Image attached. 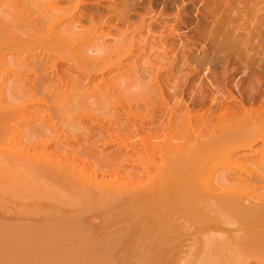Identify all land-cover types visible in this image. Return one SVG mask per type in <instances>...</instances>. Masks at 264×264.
I'll list each match as a JSON object with an SVG mask.
<instances>
[{"label": "bare ground", "instance_id": "1", "mask_svg": "<svg viewBox=\"0 0 264 264\" xmlns=\"http://www.w3.org/2000/svg\"><path fill=\"white\" fill-rule=\"evenodd\" d=\"M25 1L55 11H44L43 29L0 26V210L11 215L0 214V264H248L252 252L264 255V0H110L106 15L89 16L88 35L74 13L57 20L71 0ZM90 1L75 0L76 10ZM131 28L148 34L145 44L109 45ZM37 34L82 74L60 76L57 62L16 48ZM113 70L121 77L109 78ZM131 93L149 96L136 107L146 120L126 119ZM93 106L101 117L88 121ZM110 125L133 142L107 140ZM100 142L117 149L99 151ZM215 158L223 171L209 167Z\"/></svg>", "mask_w": 264, "mask_h": 264}, {"label": "rangeland", "instance_id": "2", "mask_svg": "<svg viewBox=\"0 0 264 264\" xmlns=\"http://www.w3.org/2000/svg\"><path fill=\"white\" fill-rule=\"evenodd\" d=\"M96 0H91L89 3H87V4H83V7H84V12H80V11H77L76 10V7H75V0H73V2H72V0L70 1V2H61L60 3V10L59 11H57V12H59V14L57 15V20L59 19V20H62V24L63 25H66V24H69L70 23V21L72 20V18L71 17H73V15H75L76 14V16L77 17H81V20H82V22H83V24L85 25L84 26V32H85V35H88L90 32H91V21H89L90 19H89V16H90V18H91V16H92V18L93 17H95V16H97V18H98V15H102V16H104V15H106L107 14V9L105 8L106 6H111V5H113L114 3L112 2L111 3V1L110 0H103L100 4H98V1H96ZM25 3H27V1H23V0H0V26L2 25V24H4V26H1V27H3V28H7L6 30H9V29H13V30H15L17 33H18V31L17 30H19L20 32H21V29L22 28H25V27H32V26H37V25H39L40 26V28L41 29H43V27H44V24L46 23V21L44 22V20H45V18L44 17H42L43 16V14H44V11L47 13V10H44V8H43V10H42V8L41 7H38L37 5V7L39 8V9H41V11H43V12H41L40 10H38L37 9V7L36 6H34V7H32L31 8V6L28 4V5H26ZM102 4V5H101ZM88 5V6H87ZM103 5H105V6H103ZM28 6H30V7H28ZM36 7V8H35ZM38 11H37V10ZM49 10V9H48ZM55 11V10H54ZM53 11V12H54ZM48 12H50V11H48ZM52 12V10H51V12L50 13H47L48 14V16L50 15V14H54ZM42 13V14H41ZM74 13V14H73ZM46 14V15H47ZM73 14V15H72ZM93 14V15H92ZM96 14V15H95ZM45 15V14H44ZM79 15V16H78ZM51 17L52 18H54V19H52V20H55L56 18L55 17H53V15H51ZM50 17V18H51ZM132 18V21L131 22H135L136 24H139L142 20L140 19V17L139 16H131ZM71 18V19H70ZM96 18V17H95ZM96 18V19H97ZM51 19L49 20L50 22L52 21ZM48 21V20H47ZM48 24V23H47ZM51 24V23H50ZM75 24H77V22H75ZM5 25H7V26H5ZM42 26V27H41ZM46 26H48V25H46ZM50 26V25H49ZM0 27V28H1ZM8 27H9V29H8ZM44 28H46V27H44ZM26 29V28H25ZM99 29V32H102V31H104L102 28H98ZM105 29V28H104ZM105 30H107V29H105ZM164 30V28H162V27H156L155 28V30H154V32H151V34L152 35H154V36H158V35H160V34H162V31ZM43 30H41V32H42ZM133 31V28H131L130 29V31L126 34V35H123L122 33H120V32H117V31H114L113 32V35H114V37H112V39H110V40H108L109 41V45H120V46H123V47H129V46H131V45H133V46H135V47H138L139 45H143V44H145V39L146 38H148V34H146V33H133L132 32ZM165 32L167 33V34H169V33H171V30L170 29H166L165 30ZM181 32L183 33V32H188V30H186V29H182L181 30ZM40 34H42V33H40ZM40 34L38 35H33L32 37H27V38H23V40H21L19 43H18V45H17V49H19L23 54H25V56H28L29 57V60L30 61H33V60H36V61H43V62H46V61H48V60H52V61H55V62H57L60 66H59V68H58V73L57 74H59L60 76L61 75H63L66 71V69H70V68H72V69H70V70H72L71 72L73 73V74H75V75H81L82 73H81V71L79 72V70H78V68H75V67H78L79 65L78 64H76L77 62L76 61H73L72 62V60L71 61H69V54H67V53H65L64 51H62V50H59V48L56 46V45H54V44H52V43H49V42H45V40H42V39H44V38H42L41 36H40ZM39 37H41L40 39H39ZM117 38V39H116ZM185 44V43H184ZM7 46V48H10V47H12V45H10V44H8V45H6ZM195 49H201V46L200 45H198ZM72 55V54H71ZM72 57V59H73V57L75 58V56H74V53H73V55L71 56ZM76 60V59H75ZM78 60V59H77ZM76 62V63H75ZM128 62V61H127ZM70 63V64H69ZM31 65L33 64V62L32 63H30ZM69 65V66H68ZM73 65V67H71ZM33 66V65H32ZM32 66H30V68H34V67H32ZM69 67V68H68ZM78 71H77V70ZM102 69H107V68H102ZM27 70V69H26ZM74 70H75V72H74ZM28 71V70H27ZM29 73L31 72L30 70L28 71ZM77 72V73H76ZM120 71L119 70H113L110 74H109V78L111 77V76H113V77H115L116 79L117 78H119V77H121V74L120 73H122V70H121V72L119 73ZM25 73H27L26 71H25ZM117 74H119L118 76H117ZM115 75V76H114ZM203 75V74H202ZM117 76V77H116ZM239 76H241V75H239ZM202 77V76H201ZM176 83V81L175 80H173L172 81V84H175ZM229 93V92H228ZM225 94H227V92L225 93ZM130 96V98L129 97H127L126 99L124 98V100L123 101H125V105L126 106H128L129 108L131 107V113L133 112L134 114L132 115V116H130V118L127 116V120L128 119H130V122L131 123H134V122H140L141 120V117L143 118V119H145L144 117H148L147 115L146 116H144V115H142L143 113L142 112H144L143 111V109L141 108V110H142V112H140V110H138V109H136V107H137V105H139V106H141L140 104H139V102H141V100H142V102L144 103V101H145V103H148L147 104V106H144V107H148V105L151 103V101L149 100V96L148 95H146V96H142L141 94H136V95H134L133 93H131V94H129ZM228 95V94H227ZM226 95V96H227ZM228 96H230V95H228ZM143 99H145L144 101H143ZM185 100H189V94L188 95H186V98H185ZM122 101V100H121ZM141 102V104H143ZM144 103V104H145ZM131 105V106H130ZM151 105V104H150ZM142 106V107H143ZM132 108H133V110H132ZM150 108V107H149ZM96 108H95V106H93L92 108H91V110L90 111H88L87 113H86V119H88V121H89V119H90V121L91 120H96V118L98 117H101V115L99 116L98 114L100 113V110L98 111H96L95 110ZM119 109V108H118ZM95 110V111H94ZM120 110V109H119ZM122 111V110H121ZM96 112H98L97 114H96ZM102 112V111H101ZM129 114V113H128ZM144 114H146V112L144 113ZM96 115H97V117H96ZM131 115V114H130ZM125 116V117H126ZM144 116V117H143ZM109 117V116H108ZM107 117V118H108ZM111 117V116H110ZM109 117V118H110ZM84 118V119H85ZM92 118V119H91ZM97 118V119H98ZM102 118H103V116H102ZM103 119V121L105 120V123H106V121L107 120H110L109 118L108 119ZM149 118V117H148ZM147 118V119H148ZM85 119V120H86ZM101 120V119H100ZM146 120V119H145ZM111 121V123H112V119L110 120ZM129 121V120H128ZM93 122H95V121H93ZM114 122L115 121H113V124H114ZM136 122V123H137ZM107 125L108 124H106V127H105V129H107V128H109V127H107ZM109 126V125H108ZM114 126H115V124H114ZM110 127L113 129H110L111 130V133L109 134L108 133V131L107 130H105V132H104V134H106V139L107 140H109L110 138H113L116 142H117V144L119 143V141H121L120 140V138L121 137H123V138H127V142L129 141L130 143L131 142H133V140L131 139V132L130 133H128L129 135L126 137V135H125V133L126 132H124V131H122L123 129L121 128V130H120V127H119V129L117 128V126L116 127H113V125H110ZM4 127L3 126H0V129H3ZM125 131H126V129H125ZM110 135H112L111 137H110ZM129 137V138H128ZM139 137V136H138ZM123 138H121L122 140H123ZM132 138L134 139V143H135V141L137 142V140L139 141V139L137 138V136L135 135V137L134 136H132ZM137 138V139H136ZM124 140V141H125ZM131 140V141H130ZM125 141V142H126ZM122 142V141H121ZM128 142V143H129ZM117 144H115L114 146H111V147H107V148H105L104 149V147H103V145H102V142H100V144H98V148H99V151H104V153H107V154H109L111 151H114V150H116L117 149V147H116V145ZM101 145V146H100ZM263 144L262 143H259V144H257V146L256 147H260V146H262ZM262 154H264V151H263V153H261V155ZM136 157L137 156H135V158L134 157H132V159H136ZM141 158V159H140ZM140 162L138 161V163L137 162H135V164L137 163V168L138 169H136L135 168V171H137V172H139L140 171V168H141V166H143L142 164V161H144V163H146L147 162V158L146 159H143L142 160V158H145V156L144 155H142V157L140 156ZM261 158H263V157H261ZM131 159V160H132ZM145 160H146V162H145ZM137 161V160H136ZM130 163H131V161H130ZM142 163V164H141ZM131 165H132V163H131ZM131 165H129V167H133V165L131 166ZM140 166V168H139V166ZM146 166V165H145ZM209 167L211 168H214V170H217V171H223V164H222V162H221V160H218L217 158H215L214 160H212L211 161V163H210V165H209ZM134 168V167H133ZM216 168V169H215ZM247 168H250V165H247ZM89 172H91V173H95L96 172V169H95V167H92V168H90V170H89ZM258 183H254V185L256 186ZM262 184H259V185H257V186H261ZM5 202V201H4ZM5 204H8V203H6L5 202ZM3 208H9V205L8 206H4L3 205ZM10 208H11V205H10ZM9 208V209H10ZM3 211H4V209H2ZM2 210H0L1 212H0V214H2V216H4L3 214H5L6 216H5V218L6 217H8V216H11V215H7L6 214V212L5 213H3V211ZM6 210V209H5ZM3 217H0V220H3L2 219ZM8 218H10V217H8ZM102 219V218H101ZM101 219H97L96 221H95V223L96 224H98L99 222H101L102 220ZM5 220V219H4ZM3 220V221H4ZM6 220H7V218H6ZM6 220H5V222H6ZM8 223L9 222H12V220L10 221H7ZM188 246L187 247H184L183 248V250H187V249H190V247H189V243L187 244ZM250 257V260H249V263L248 264H260V263H263L264 262V255L263 254H260V253H258V252H252L251 253V255L249 256Z\"/></svg>", "mask_w": 264, "mask_h": 264}]
</instances>
